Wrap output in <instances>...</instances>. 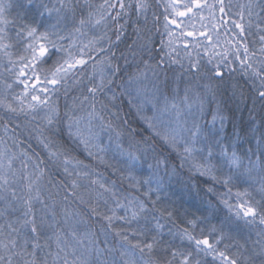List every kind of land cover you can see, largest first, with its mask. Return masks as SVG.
Returning <instances> with one entry per match:
<instances>
[{
  "label": "snow or ice",
  "instance_id": "1",
  "mask_svg": "<svg viewBox=\"0 0 264 264\" xmlns=\"http://www.w3.org/2000/svg\"><path fill=\"white\" fill-rule=\"evenodd\" d=\"M217 3L222 15L231 11L224 0ZM115 7L109 0L99 5L90 0H0V66L12 74L16 67L13 57L17 56L23 63L14 83L24 85L21 96L12 97L19 100L17 105L7 100L13 84L0 81L5 90L0 98V121L5 135L10 125H15L13 132L21 127L17 122L21 117L29 125L39 117L41 125L33 128L47 160L62 164L65 176L75 177L70 180L72 192H67L68 181L62 185L67 194L61 199L59 182L45 181L44 160L27 151H14L22 143L16 136H9L12 146L0 139V264H255L254 257L264 258V132L256 127L250 129L256 144L247 150L238 147L239 134L226 133L229 117L217 101V94L225 73L237 71L233 60L228 59L227 53L214 60L205 49L207 61L193 60L188 52L185 64L183 58L174 60L170 53H165L170 64L180 65V72L174 87H168L165 80L166 86L162 88L164 57L151 62L154 55L149 36L139 45L143 68L126 73V80L121 77V91L117 93L111 86L121 72L119 65L113 67L109 59V71L98 72V64L104 58L98 60L90 55L92 51L111 52V47L100 46L102 37L78 43V35L87 36L90 27H107L109 18L116 24L119 41L124 28L119 23L120 14L113 16L106 11ZM119 7L123 10L124 4L121 2ZM147 8L145 0H137V19L143 14L145 26ZM169 8L172 15L164 16L167 34L174 35L168 27L174 25L181 29L175 35L194 37L195 30H185L183 20L176 18L195 16L194 9L202 11L214 6L207 0H170L165 11ZM240 8L236 13L240 20L233 19L232 24L239 29V36L245 37L251 34L255 17L260 47L251 51L245 39L236 40L235 60L239 61V72L252 83L253 104L259 102L264 106V2L249 0ZM141 31L136 29L138 37ZM199 35L212 39L205 31ZM65 40L69 41L67 46L60 43ZM73 48H78V55L71 51ZM14 49L23 52L18 54ZM60 53L64 55L53 61L55 70L50 77L37 71ZM145 54L147 59H143ZM5 58L7 65H3ZM29 65L30 74L25 72ZM181 79L187 81L182 94L178 83ZM60 88L65 95L72 88L79 93L65 106L63 115L57 101L49 95ZM108 92L112 94L109 96ZM29 96L31 101L26 102ZM118 96H126L153 136L176 154L189 179L199 178L193 187L203 188L209 195L204 212H184L178 217L161 206L165 180L159 170L163 166L169 179L177 175V170L169 169L167 160L159 158L146 138L136 140L130 135L128 146H124L123 130L116 123L118 113L112 111ZM113 145L122 165L115 170L121 174L119 187L116 181L106 182L99 173L94 176L89 165L73 154L82 147L90 158L111 167L103 154ZM81 187L84 192L77 194ZM69 196L76 198L75 207L69 206ZM81 206L87 211H82ZM244 229L256 230L258 237L259 251L254 248L248 256L229 251L244 247L236 243L237 235ZM260 264H264V259Z\"/></svg>",
  "mask_w": 264,
  "mask_h": 264
},
{
  "label": "trees",
  "instance_id": "2",
  "mask_svg": "<svg viewBox=\"0 0 264 264\" xmlns=\"http://www.w3.org/2000/svg\"><path fill=\"white\" fill-rule=\"evenodd\" d=\"M103 2L104 0H90V3H92L93 5H99ZM121 2L124 4L123 10L119 7V4ZM145 2L148 4V8L146 11V26L143 14L139 17V19H137L135 9L137 0H109V3L115 4L116 7L114 9H106V11L110 12L113 16L119 13V23L124 24V28L122 29V34L119 41L116 40V24L115 22L111 21L110 18L108 20L107 27H104L103 25L97 26L95 28L90 27L87 30V36L81 37L78 35V43L80 41L86 43L89 39H92L94 37H102L99 42L100 46L104 47L105 49L111 47V52L105 53L92 51L90 52V55L98 60L100 58H104V61L101 64H98V68H105L107 72L109 71V69L107 68V61L109 59L111 60L113 67H115L117 64L119 65V67L121 68V72L116 77H114L115 83L112 85V88H114L117 93L121 91V88L119 87L121 83V77H123V79L125 80V78L127 77L126 73L134 72L137 69L138 65H140L141 62L137 63V65H132V63L136 62V59L140 58L139 45L145 43L149 36L151 37L152 51L154 55L153 61L156 63L162 56L164 57V62L162 65L163 71L162 73H160V78L163 81V84L165 85L166 80L167 86L170 87V77L177 76L180 72V65L175 64V66H172L168 61V56L165 55V53L168 52H166L165 50L161 51V49L164 48L162 41L165 37V34H163L164 25L166 23V21L164 20V16L167 14L165 11V7L163 6V2L161 4L160 0H145ZM257 2H264V0H257ZM129 5H132V7L129 8ZM257 9L259 11V8ZM92 10L95 11V9ZM234 10V12H226V14L221 15L220 36L224 38L223 50H227V57L228 59L233 60L237 71L235 73H225V81L221 85L220 91L217 94V101L221 103L222 107L225 110V114L229 117L228 121L226 122L227 135L233 136L235 134H239L240 140L238 147H240L241 149H243L247 144L255 148L254 145L256 144V140L251 138L253 133L250 131V129L256 127L259 129V132H264V106H262L259 102H257L255 105L253 104L255 93L252 91V83L239 72L240 64L239 61L235 60L233 45L236 43V40L245 39L248 43L249 49L251 51H257L260 47L259 35L257 34V29L255 27V22L257 21L254 17V26L250 30V35L240 37L239 29H236L232 24L233 19L237 21L240 20L237 18V16L239 15H236V13H238L237 7H234ZM261 15H264V13H262ZM157 17H159L158 21L156 19ZM125 21H127L126 24ZM244 23L247 24V20H245ZM137 28L142 29L140 37L137 36ZM147 29H150L151 31L149 32L147 31ZM245 31H249L247 27ZM60 43L67 46L69 41L65 40L61 41ZM71 51L76 53L77 55L79 54L78 48H73L71 49ZM133 51H135L137 54L133 55ZM112 52L115 53L114 56L111 55ZM242 52L243 50L241 49V55H243ZM62 55L64 54H57V56H54L52 59H50L48 63L43 64L38 69L39 72H41L43 75L51 73L55 68L53 61ZM144 57H147V55L145 54ZM255 59L258 60L259 56H257ZM89 63L91 64L92 61L90 60ZM173 70H176L175 72H173L175 74L171 75L169 72H172ZM89 71H91V69H89ZM178 83L186 84L187 82L185 80H180ZM233 86H235V95H233ZM78 94V90L72 88L68 91L67 95H65V90L63 88H60L58 92L54 94L52 93L51 96L52 99L56 100L59 104L61 115H63L65 106L71 104L73 96ZM123 98L124 97L118 96L115 102V106L112 107V111L118 113L119 118L118 120H116V123L120 124L123 130L124 135L122 137V140L124 146H128L130 135L136 140L146 138L149 144L154 145L159 158L167 160L169 169H171V167H175L177 170V175H174L169 179L165 175L163 166L160 168L161 170L159 171V175L163 176L165 180V187L161 192V206L167 208L169 211H173L174 214L178 217L181 213L184 212H187L188 214L197 212V210H199V212H204L207 208L209 195L205 193L203 188L197 190L193 187V185H196L199 182L197 181V178H192L191 180L189 179V173L187 172V169L180 168V161L176 154L171 153L170 150H168L162 144V142L159 141L158 138L154 137L151 132L143 124L140 123L138 118L135 117L130 106L126 101H124ZM226 100L229 101V108L224 107V103ZM214 106L215 105L213 104L212 107ZM121 115L123 116L124 120L127 121L126 125L124 124L125 121L123 123L119 121ZM107 118L108 116H106V119ZM113 119L116 118L113 117ZM17 122L20 123L21 127L15 129L14 132L12 131V129L15 128V125L12 124L9 126V135L16 136L17 139L22 142L20 144V147L16 148V152L22 150L27 151L35 158L45 161L43 165L47 170L45 181L47 182L48 180H51L52 184H57V182H59L57 186L60 189L62 199L63 196L67 194V192L73 191V189L71 188L70 180L74 177L65 176L62 170V164L58 166L57 164H53L52 162L47 160V154L38 144L37 131L33 128V126L38 127L41 124L37 122L33 123V121L31 125L26 124L23 117H21ZM0 126L3 128V121H0ZM132 129H134L135 135H133ZM259 132H257L255 135L258 136ZM45 135H47V132H45ZM37 152L41 153V155H39L38 157L35 156ZM73 154L76 156V159L82 161L84 164L89 165L94 176L96 173H99L103 176L106 182L111 183L112 181H116L117 186H120L121 174L119 171H115L122 167L120 157H114L111 160H106L109 164L112 165L111 167H109L106 166V164L98 161V159L93 160L92 158H90L82 149V147L76 150ZM150 161H153V163H155V159L152 157H150ZM65 181H68L67 192L62 186ZM168 184L171 186H166ZM126 186L127 185L125 184V187ZM49 187H52V185L50 184ZM53 190L55 191V189ZM76 192L77 194H80L84 192V188L81 187L80 189H77ZM153 196L155 197V193L153 194ZM69 201L72 202L69 205L70 207L76 206L75 197L69 196ZM81 209L82 211H87V209L83 206H81ZM199 212H197V214H199ZM257 240L258 237L256 235V230L244 229L236 237V243L238 245H244V247H241L239 249L233 247L229 249V251H239L244 256L252 255V250L254 248L259 251V244L256 243ZM41 243H43V241H41ZM52 250L55 251V244H52ZM45 251H47V249ZM261 259L264 258L259 256L254 257L255 264H260Z\"/></svg>",
  "mask_w": 264,
  "mask_h": 264
},
{
  "label": "rangeland",
  "instance_id": "3",
  "mask_svg": "<svg viewBox=\"0 0 264 264\" xmlns=\"http://www.w3.org/2000/svg\"><path fill=\"white\" fill-rule=\"evenodd\" d=\"M162 2H163V6L166 8L168 3L170 2V0H160V4ZM185 2H190V0H185ZM248 2H249V0H224V3L231 8L230 12H234L235 11L234 7L235 8L237 7V12L238 13L241 11L240 6L241 5H247ZM207 3L209 5H213L214 9L204 8L202 11L200 9H194V12L197 13L195 16L189 14V16H186V17H183V18H181V17H177L176 18L178 20H183V22H184L183 27H185V30H187V31L195 30L196 34H195L194 37L186 36V35H175L176 33H180L181 29L180 28H176L174 25H168V27L170 29H172V31L174 33L173 36H169L167 34V32L165 31V28L163 29V31H164L163 34H165V37L163 39V47H164V50L166 52L171 54L172 59L176 60V58H177V60H180L181 58H184L183 59V63L187 64L189 58L185 55V53L190 52L191 53V58L193 60L197 59L198 54H201L202 55V59L204 61H207L208 56L204 55L205 49H207L209 55L212 56L214 60H220L221 57L227 52V50H223V46H224L223 39L224 38L220 36V34H221V15L222 14L219 11V5L217 3V0H207ZM156 6H157V4H156ZM166 13H167V15L171 16L172 15L171 9L169 8ZM245 15H246V12H245ZM202 17H203V19H202ZM237 18L240 19L239 16H237ZM201 31L207 32L212 37L211 41L206 39V37H204V36H200L199 33ZM170 40L172 41L171 45H169V41ZM197 42H199V43H197ZM186 43L188 45L187 48L185 47ZM165 46H167V47H165ZM14 51L17 52V53H19V52L22 53L23 49H14ZM242 54H243V52H242ZM13 59L16 61V67L13 69V73L12 74H9L8 72L4 71V68L2 66H0V81H7L8 83H12L13 84L12 89L8 90L7 100L9 102L13 103V104H17L18 105L19 104V100H13L12 97L13 96L20 97L21 94L24 92V85L23 84H15L14 83L15 79L17 78V74L19 73L20 67L22 66L23 62L19 61L17 57H13ZM140 61H141L140 58H138V59H136V62L132 63V65H137V63H139ZM7 64H8V61L5 58L3 60V65H7ZM171 65L175 66V64H171ZM138 67L139 68H143V63H140V65H138ZM38 69H37V71L39 72ZM100 69H103V71L107 72V70L105 68H98V72H99ZM31 70H32V65H29V68L25 69V72L30 74ZM54 70H55V68L52 71H54ZM162 71L160 73H162ZM175 71L173 70L172 72L170 71L169 73L171 75H174L175 73H173V72H175ZM39 73L41 75H43L41 72H39ZM47 75L50 77L51 73H48ZM149 76L151 77V73H149ZM175 77L176 76H171L170 77V79H171L170 87H174L175 86V84H176ZM97 78H99L98 75H97ZM21 79H23V77H21ZM126 79H127V77L125 78V80ZM181 80H183V79H181ZM179 84H181V83H179ZM160 86L162 88L165 87L164 84H161ZM48 87L51 88L52 86L48 85ZM179 87H180L181 94H182L184 87L180 86V85H179ZM4 94H5V90H4L3 84L0 83V98H2L4 96ZM51 94L52 93H49V95H51ZM111 94H112L111 92H108L109 96ZM40 95H45V93H40ZM123 99L128 104V98L125 96ZM30 101H31V97L29 96V97H27L26 102H30ZM130 108L133 111L135 117L140 120V118L136 114L135 108H133L132 106H130ZM147 114L151 115L150 112H148ZM207 119L210 120L211 116L209 115L207 117ZM119 121H121V123H123L125 121L122 115H121ZM140 121L143 123L142 120H140ZM35 122H37L39 124L42 123L39 120V117L37 118V120L33 121V123H35ZM150 132H151V130H150ZM9 136H10L9 133H8V135H5L4 128H2L0 126V139H3L5 141H7L8 145L12 146L13 142H12L11 139H9ZM103 139H104V143L107 144L108 143L107 134H104V138ZM13 150L16 151V148H14ZM93 151H96V150L93 149ZM103 155L105 156V160H111L114 157H119V156H117L115 154V146L114 145L112 146V148L107 153H105ZM0 222H2V221H0Z\"/></svg>",
  "mask_w": 264,
  "mask_h": 264
},
{
  "label": "bare ground",
  "instance_id": "4",
  "mask_svg": "<svg viewBox=\"0 0 264 264\" xmlns=\"http://www.w3.org/2000/svg\"><path fill=\"white\" fill-rule=\"evenodd\" d=\"M256 11L259 12L258 9H257ZM228 13H230V12H228ZM147 58H148V57H143V59H147ZM197 58H202V55L199 54V55L197 56ZM141 59H142V57L140 56V60H141ZM202 60H203V59H202ZM203 61H204V60H203ZM151 62H152V63H155L153 60H152ZM160 81H161V84H163V81L161 80V78H160ZM186 82H187V81H186ZM186 84H187V83H186ZM186 84L181 83L180 86L185 87ZM224 107H225V108H227V107L229 108V101H228V100L225 101V103H224ZM138 120H139V119H138ZM139 121H140V120H139ZM140 123L143 124L141 121H140ZM124 124L126 125V123H124ZM143 125L147 128V126H146L145 124H143ZM147 129H148V128H147ZM148 130H149V129H148ZM149 131H150V130H149ZM132 133H133V135H135V133H134V129H132ZM151 134H152V133H151ZM152 135H153V134H152ZM254 146H255V145H254ZM249 147H250V146L247 144V145L244 146L243 149H244V150H247ZM253 148H254V147H253ZM151 162L153 163V161H151ZM153 164H155V163H153ZM143 178H144V177H141V179H143ZM197 181H199V178H197ZM166 186H169V187H170L171 185L168 184V185H166Z\"/></svg>",
  "mask_w": 264,
  "mask_h": 264
}]
</instances>
